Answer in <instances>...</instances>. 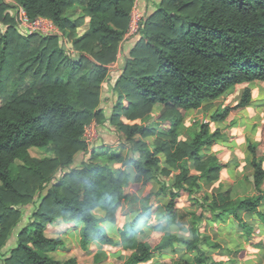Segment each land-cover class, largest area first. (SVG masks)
I'll use <instances>...</instances> for the list:
<instances>
[{
  "label": "trees",
  "instance_id": "16d2710c",
  "mask_svg": "<svg viewBox=\"0 0 264 264\" xmlns=\"http://www.w3.org/2000/svg\"><path fill=\"white\" fill-rule=\"evenodd\" d=\"M17 1L31 18H51L72 39L76 53L69 56L59 48L60 35L22 37L8 12L9 2L0 0V89L7 81L14 85L12 95L0 92L4 99L0 102V247L20 218L15 207L39 193L33 219L19 231L17 245L3 264H79L75 256H57L66 240L62 230L50 234L48 229L59 218L82 224L83 249L98 242L131 251L125 264L148 262L154 252L175 250V242L196 252L192 260L182 258L176 264L213 262L205 247L220 244L201 230L205 213L214 222L229 215L241 221L243 211H258L264 201V154L258 143L249 144L256 194L233 198L230 189L201 193V181L215 180L227 166L206 151L222 137L221 128L213 130L211 121L219 123L247 107L252 88H245L236 105L218 106L211 121L195 123L188 137L181 136L182 129L187 113L201 108L204 101L218 99L241 83H264V0H161L144 15L141 37L113 87L118 98L108 118L139 156L105 143L89 150L84 137L87 125L107 119L99 107L102 87L117 60L136 0ZM78 6L82 12L76 16ZM83 24L87 28L81 35L78 29ZM25 46L30 53L21 59ZM32 69L34 79L17 80ZM157 104L164 108L161 117L172 120L165 133L121 119L147 120ZM152 134H157L153 143L135 138ZM31 147H52L55 154L39 158L31 154ZM80 150L91 158L72 166ZM58 171L61 176L49 184ZM154 178L159 190L144 196L142 212L124 224L120 240H115L101 222L116 223L123 199L130 195L129 186ZM161 194L167 197L162 202L164 221L150 225L158 240L154 244L139 240L143 228L136 225L156 211L152 199ZM186 195L197 207L184 215L178 203ZM97 208L105 216H98ZM183 216L189 218L186 223ZM174 224L183 234L172 232ZM95 261L102 259L96 256Z\"/></svg>",
  "mask_w": 264,
  "mask_h": 264
},
{
  "label": "rangeland",
  "instance_id": "374dc122",
  "mask_svg": "<svg viewBox=\"0 0 264 264\" xmlns=\"http://www.w3.org/2000/svg\"><path fill=\"white\" fill-rule=\"evenodd\" d=\"M13 1H17V0H13ZM149 1L152 2L153 6L147 8ZM160 2H161V0H138L136 3L142 11H144L145 8H147L144 11V15H147V14L151 13L152 10H155L156 5H158ZM10 12L13 16V13H14L13 7L11 8ZM75 12H76V14H75L76 16L81 15L82 10H81L80 6L77 7V10ZM13 18L15 19L14 16H13ZM14 25L16 27L15 28L16 32L18 34H20L22 37L26 38V37L33 35V34H31L32 32H28V31L19 29L17 27V22ZM2 28L5 30L6 29L5 25H3ZM86 28H87V25L83 24L79 27L78 32L82 35ZM61 36L62 37L58 38L59 48H62V50L65 52L66 55H67V53L70 54L69 48H72V47L74 48L73 43H72V39H69L64 34H62ZM18 38H20V37L18 36ZM125 38H126V36H125ZM134 39H136V38L126 39V40H124V38H123V41L121 42V47H122V44H124V43L126 44L127 40H129L130 42H132V41L136 42V41H134ZM20 40H22V39L20 38ZM33 45H34V43H33ZM29 53H30L29 46H25L22 49L21 59L23 58V56H27ZM71 55H73V54H70L69 56H71ZM73 56H75V55H73ZM54 64H55V61H54ZM32 68H33V66H32ZM33 70L34 69L29 70V72H26V75H24V76L18 75L16 77L17 80L20 78L19 82H23L24 80L34 79V73H32ZM260 83L261 82L254 81V82L241 83V84L232 86L231 88H229V90L226 93H224L218 99L211 100L208 102L204 101L201 108L196 109V110L195 109L190 110L185 117L184 128L182 129V135L181 136L184 138L188 137L191 134V132L193 131V129L195 127V123L197 124V122H199V121H211V115L218 106L236 105L241 100L242 94H243L246 87H250V86L254 87L256 85L261 86ZM113 87L114 86L112 85V82H110V84H109V82L105 83V86L102 87V98H101V102H100L99 107L104 110V112L106 114L105 116L107 117V119H105L104 121H100V122L99 121H93V123L87 125L89 132L90 133L96 132V135H97L93 140L94 144L92 146H88L89 150L91 148H93L96 144H99L98 146H101V145H103L104 142H106L108 144L116 145L115 149L116 150H123L124 154H126V155L133 154L135 156H139V152L133 149V147L131 146V143L129 141H127V139L125 138L122 131H119L117 129V125L110 123V121L108 120L109 116L111 115L113 106L116 103L117 98H118L117 93L113 92V89H114ZM2 91H4L3 92L4 96L12 95V93L14 92V85H13L12 81H7L5 87L0 89V92H2ZM2 100H4V99L0 98V102ZM241 110L232 112L227 117L226 120L221 121L219 123L211 121L212 122L211 126H212L213 130L218 128V127L221 128L222 137L218 138V140H217L218 143H216V145L214 144L215 146H213L212 149H211V147H209L208 149H206V151L210 154H213V152H214V155H216L218 158H220V160H222L223 162H227L229 160L236 159L238 157L242 158L243 161H242V163H238L237 166H235V173L236 174H235L234 179H233V177L230 176V174L228 172V167L221 170L219 177L213 181L215 183H214L213 187L210 189V192H213V191L218 192L220 189H223V190L224 189H230L232 197H236V196L244 197L247 195L257 193V191L254 187V184H253V177H252L253 167L251 165L252 153L249 149V144L250 143H258L259 144V152L261 154H264V122L262 121V118L256 119V121L254 119H251V121H246V122L241 121V118L239 116L241 113ZM163 111H164L163 106H161L160 104H157L153 108V111H152L153 113H150L151 117H149V119H147V120L141 119V118L127 119L125 117H123L121 119H123L125 122H129V123H134V122L145 123L148 126L156 129L157 132L159 131L160 133H165V131L168 130L169 126L171 125L172 120L169 118L161 117ZM248 122H250V123H248ZM245 124H247V125H245ZM152 135L156 136L157 134H152ZM135 138L144 139V137L140 136V135H136ZM155 140L156 139L154 137V140L153 141L151 140V141L155 142ZM226 143H228V144L226 145ZM220 144L222 145V147ZM223 146H224V148H223ZM229 146L234 147L233 152L228 150L231 148ZM30 152L33 156H36L39 158L51 157L55 154L52 147H49V148L31 147ZM243 157H244V159H243ZM90 158L91 157L89 154L85 153V151H83V150H80L77 152L72 166L79 167L82 164V161L84 159L86 161V160H90ZM65 171H68V169H65ZM16 172H17V168H15V174H16ZM60 176H61V172L58 171V173L53 177V179L50 181L49 184H52L53 182H55ZM161 179L164 180L166 178H165V176H162V174H161ZM226 181H228V182L226 183ZM141 182H143V181L133 182V184H131L129 186L128 192H130L132 194V196L137 197L138 194H143V193L146 194V192H148L150 187H152L150 185L151 182L144 183L143 186H142ZM207 184L209 185L210 183H207L206 181H201V186H202V192L201 193L202 194H205V192L207 191V188H206ZM263 189H264V184H263ZM45 193H46V190L41 192L42 195ZM38 195H39V193L38 194L36 193V195L31 200V202L15 207L18 211H20V218L17 221V223L15 224L14 228L12 229V231H11L9 237L7 238V240L5 241V243L0 247V264H3V259L6 258L7 256H9L11 249L17 245V239H18L19 231L24 226H26L28 224L30 219H33L34 209L36 208L37 204L39 203ZM139 198L140 197H138L137 201H133L135 199H128L127 198V200L124 201V203L122 202V206H121L122 208H120L121 210H119L120 215L118 213L119 218L117 216L118 224L120 226H124L123 224H125L124 220H125V217H127V214H126L127 209L132 208V207L133 208H139L140 206H142L141 199L143 197L140 199V201H139ZM166 198L167 197L164 196L161 199V202H164V200H166ZM157 199H158V197H153L152 200H153V202H157L158 201ZM192 200L193 199L188 198L187 195L183 196L178 203L179 213L185 215L187 213V211L194 210L197 206L192 205V203H193ZM158 202L161 203L160 201H158ZM205 215L207 217H209V213L206 212ZM182 218H183L182 219L183 223H186L187 220L189 219V218H187V216H183ZM145 219L141 220L136 225V227L138 229L143 228V232L139 233L137 235V238L139 240H149V241H151L152 244H154L158 240V235H154L152 233L153 231L151 229H148V225H147L148 221ZM57 224H58L57 228H60V227L65 228L66 226H73L72 223L65 224V222H63V218H59L57 221ZM54 228L55 227L52 225L48 229V232L50 234H53V233L56 234V232L54 231ZM185 229L187 230V226H185ZM201 229H204V228H201ZM244 233H245V231H243V233H242L243 235H241V237H242L241 238V237H239L238 231H235V234L233 235L235 237L234 243H237L238 241H242V242L246 241L247 239H246V235ZM222 235H223L222 237L224 238L223 242L224 241L228 242L227 239L233 238L230 234L229 235L228 234H222ZM259 236H260L259 230H258V228H256L255 230H253V233L251 234V238H253L252 240L254 242L255 241L258 242L257 240H260ZM63 237L66 238V236H64V235H63ZM226 237H228V238H226ZM245 243H246V247L244 248V250L240 251V249L237 248L234 252L235 255L231 254L232 258H234L235 261L231 262L230 264H246V260L248 258H253L255 261V264H264V251H263V254L260 253L263 255V257H259L256 259V256L253 255L254 251L258 250L254 247L255 243H253V242L249 243V241L245 242ZM230 244H233V242H229V245ZM251 244H253L254 246H252ZM108 251H112V250L109 249ZM168 251H173L175 253H173V257L170 256L168 259L162 260V262L164 264H174L173 260H175L176 258L177 259H182V258L186 259L187 258V259L192 260L196 254L195 251L187 249L186 245L182 244V243H178L177 249H175V250L169 249ZM220 252H221V250H219L217 253L214 252V255L216 256V258L221 259V260H228V257L224 256L223 254H220ZM129 253L130 252H124V253H122V256H120L118 258H115V257L110 258L109 257V258L102 259L101 263H99V264H110L111 261L113 264H121L127 259V257L129 256ZM71 255H76L80 264H93L94 260H95L94 258L96 256L94 254V252L82 251L79 244L73 239H71V241L68 242L67 247H64L63 249L59 250V253L57 254V256L60 258H66V257H69Z\"/></svg>",
  "mask_w": 264,
  "mask_h": 264
},
{
  "label": "crops",
  "instance_id": "0c3cea01",
  "mask_svg": "<svg viewBox=\"0 0 264 264\" xmlns=\"http://www.w3.org/2000/svg\"><path fill=\"white\" fill-rule=\"evenodd\" d=\"M7 1L10 4L8 12L12 16V14L10 12L11 8H12L11 7L12 4H11V2L9 0H7ZM152 6H153L152 2L149 1L147 8L152 7ZM147 8H145V10ZM76 10H77V8H76ZM5 28H6V25H5ZM134 44H135V42H133V41L130 42L129 40H127L126 44L124 43V44H122V47L120 46L121 48H120V50L118 52L117 60L115 61V63H113L110 66L108 77H107L106 81L103 83V86H105V83H108V82H109V84H110V82H112L113 86L115 85L117 79L122 74L126 58L129 56L131 48L133 47ZM260 84H261V86H258V85L254 86V87L250 86L252 88V100L249 103V105H247V107H245L244 109L241 110V113L239 115L240 118H241V121H243V122L251 121V119H254L256 121V119H260V118H262V121L264 122V85H263L264 83L261 82ZM113 92H115L114 89H113ZM101 98H102V93H101ZM151 113H153V112H151ZM248 123H250V122H248ZM245 125H247V124H245ZM154 137L156 139V136L148 135V136H145L144 139L148 140L150 143H153L152 141L154 140ZM104 143L108 144L106 142H104ZM216 143H218V142H216ZM216 143H215V145H216ZM227 144L228 143H226V145ZM108 145H111L113 147L116 146L114 144H108ZM215 145L210 146L211 149ZM221 147H222V145H221ZM229 147H231V148L228 149V150L233 152L234 151V147H232V146H229ZM223 148H224V146H223ZM213 154H214V152H213ZM243 159H244V157H243ZM242 161H243L242 158L238 157L236 159H232V160H229V161L225 162L227 164L226 167H228V172H229L230 176L233 177V179L235 178V174H236L235 173V166H237L238 163H242ZM226 167H224V168H226ZM158 178L157 179L154 178V179H152L150 181H147V182H141L142 186L144 185V183L151 182L150 185L152 187H150L148 192H150V191L156 192V191L159 190V187H160V183H159ZM213 181L207 182V183H210V184L212 183V184L211 185L207 184V186H206L207 191L205 192V194L211 195V194L215 193L214 191L210 192V189L213 187V185L215 183ZM227 182L228 181H226V183ZM148 192H146V194ZM144 194L145 193L138 194V196L136 197V196H132V194L130 193L129 196H127V197H125L123 199V203H124V201L127 200V198L128 199H135L133 201H137L138 197H140L139 198V201H140V199L142 197L144 198V196L146 195V194L145 195ZM251 195H254V194H251ZM237 197H239V196H236V197H233V198H237ZM162 198H163V195L161 194V195L158 196L157 200H160ZM142 199H141V201H142ZM152 207H154L156 209V211L154 213H152V215H149L147 217H143V218H141L139 220V222H140L141 220L146 218L145 220L148 221L147 222L148 229H150V225L151 224H154V223L159 222L161 220L164 221V219H163L164 217L163 216H164V214L166 212L165 211V207H164L162 202L161 203H159L158 201L157 202H153ZM95 212L100 217H103L106 214L105 211L102 208H97L95 210ZM126 212H127L126 213L127 217H125L124 223L130 222L132 220H135L137 215L142 212V206H140L139 208H133V207L129 208V209L126 210ZM119 215H120V212H119ZM119 215H118V218H119ZM241 219L242 220L240 221L239 219H236L233 215H229V216H227V219L225 221L214 222V221H211L207 216H205L204 221L202 222V227H201V228H204V229H201V230L204 231L209 236H211V238L215 242H218L220 244L218 247H215V246H206L205 247L207 253L214 258V261L211 262L210 264H230L231 262L235 261V259L232 258L231 254H234V252H235V250L237 248L240 249V251L244 250V248L246 247V243L245 242H248V241H249V243H251V242L255 243V246L253 244H251V245L254 246L256 249H258L257 251H254V253H253V255L256 256V259L259 258V257H263L262 254H263V251H264V201L260 205L258 211H254V212L253 211H243L241 213ZM101 223H102V226L107 230V232L115 240H117V241L120 240V238H121L120 229L123 226H120L118 224V220H117L116 223H112V222H109V221H102ZM65 224H69V223L65 222ZM57 225L58 224H56V226H54L55 227L54 231H57V230H60V231L62 230L63 231L61 233V235H62V237H63V235L66 236V238L63 237L66 240V247L68 245V242L71 241V239L75 240L79 244V246L81 247V245H80V241H81L80 230H81L82 224L72 222L73 226H66L65 228H63V227L62 228L61 227L57 228L58 227ZM256 228H258L259 233H260V236H259L260 240H257L258 242H256V241L254 242L252 240L253 238H251V234L253 233V230H255ZM171 230L175 234H179L180 235L182 233V230H181V228H180V226L178 224L172 225ZM235 231H238L239 237H241V235H243L242 234L243 231H245L244 234L246 235V239L247 240L244 241V242L238 241L237 243H234L235 242V237L233 235L235 234ZM249 232L250 233L252 232V233L250 234ZM222 234H228V235L230 234L233 238L232 239H227L228 242H225V241L223 242L224 238L222 237L223 236ZM249 234H250V236H248ZM226 238H228V237H226ZM229 242H233V244L229 245ZM178 243L179 242H175V246L176 247H178ZM81 249H82V251L94 252V254L96 256H99V258H101V259H105V258H109V257L110 258L111 257L118 258V257L122 256V253H124V252H130L129 255L131 254V251L124 249L123 246H114V245H108V244H101V243H98V242H92V243L89 244L87 249H83L82 247H81ZM109 249H111L112 251H108ZM169 249L173 250L172 248H168V249L164 250L162 253L154 252L153 255H152L151 260L148 261V262L142 263V264H164L162 262V260L168 259L170 256L173 257V253H175L173 251H168ZM219 250H221L220 254H223L224 256L228 257V260H221V259H217L216 258V256L214 255V252L217 253ZM260 253H262V254H260ZM71 256L77 257L76 255H71ZM96 256H95V258H96ZM177 260H179V259L176 258L175 260H173L174 264H176ZM125 261L123 263H121V264H125ZM78 263L80 264L79 260H78ZM94 263H96L95 260H94ZM110 264H113L112 261H111ZM246 264H255V261H254L253 258H248L246 260Z\"/></svg>",
  "mask_w": 264,
  "mask_h": 264
},
{
  "label": "built area",
  "instance_id": "2783aa9c",
  "mask_svg": "<svg viewBox=\"0 0 264 264\" xmlns=\"http://www.w3.org/2000/svg\"><path fill=\"white\" fill-rule=\"evenodd\" d=\"M14 8L13 16L15 17V21L17 22V27L21 30H25L32 33H39L44 36L50 35H60L62 37V32L60 28L55 24V22L46 16H37L35 18H31L26 10V8L18 1L9 0ZM135 1L133 10L131 12V18L128 30L125 33L124 40L126 39H134L137 41L141 37V28L142 22L144 18V11H142ZM130 37V38H129ZM138 37V38H137ZM70 54H75L76 50L72 47L69 48ZM93 123V122H92ZM91 124V123H90ZM96 132H89L88 127L85 128L84 137L88 143V146H92L93 140L96 137Z\"/></svg>",
  "mask_w": 264,
  "mask_h": 264
}]
</instances>
